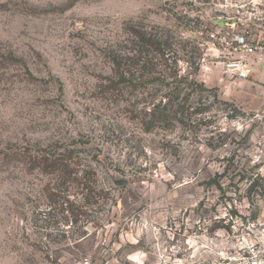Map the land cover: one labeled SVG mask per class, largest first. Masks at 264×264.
Masks as SVG:
<instances>
[{
	"label": "rangeland",
	"instance_id": "1",
	"mask_svg": "<svg viewBox=\"0 0 264 264\" xmlns=\"http://www.w3.org/2000/svg\"><path fill=\"white\" fill-rule=\"evenodd\" d=\"M215 1L0 0V264H141L165 225L264 217V58L244 81L211 55L201 64ZM141 32L168 35L173 71L199 87L139 60L108 93L113 52L138 49ZM173 90L189 97L182 120L147 129L142 112ZM30 146L73 148L71 175L9 154ZM64 199L87 211L78 225Z\"/></svg>",
	"mask_w": 264,
	"mask_h": 264
},
{
	"label": "built area",
	"instance_id": "2",
	"mask_svg": "<svg viewBox=\"0 0 264 264\" xmlns=\"http://www.w3.org/2000/svg\"><path fill=\"white\" fill-rule=\"evenodd\" d=\"M214 12L212 27H205L206 42L200 44L201 64L211 55L230 80H250V56L264 58V0H216ZM226 224L227 230L214 232L200 224L175 230L165 225L164 235L156 230L151 260L141 264H264V217L236 221L231 216ZM78 264L95 263L85 257ZM99 264L114 262L106 258Z\"/></svg>",
	"mask_w": 264,
	"mask_h": 264
},
{
	"label": "trees",
	"instance_id": "3",
	"mask_svg": "<svg viewBox=\"0 0 264 264\" xmlns=\"http://www.w3.org/2000/svg\"><path fill=\"white\" fill-rule=\"evenodd\" d=\"M138 36V35H137ZM140 40H138V49H133L129 54L122 55L121 53H117L114 51L112 56L113 63V71L112 76L108 78V83L106 85V91L113 95H120L123 93V83L127 81H131L130 76L134 75L132 73V68L135 65H139L136 61L143 60V63L140 65V69L152 70V68L158 67L161 65L163 70L166 71L165 74H162L160 71L156 70V74L166 77L173 76V81L176 84H183L185 81H188V77L180 75L178 72L173 71L172 66L170 65V58L168 55L169 49V41L168 35L161 33L159 38L154 37L151 33L141 32L139 34ZM154 47V48H153ZM196 48V47H195ZM193 48V49H195ZM199 56L201 55V48L198 47ZM141 56L140 54H143ZM172 61V60H171ZM173 63V62H172ZM168 70L170 72H168ZM167 75V76H166ZM189 85H197L199 87L200 84L191 80L188 81ZM179 86L176 87V89ZM178 93V94H177ZM182 93V90H173L172 93L167 94L169 97L162 103V100L165 97H162L161 101L158 104H154V107L150 109V111H143L144 114L143 123L146 125L147 129H151L156 127L157 125H165L166 123H170L173 119L184 116L185 107L187 106L188 98L183 99V103L179 102L178 99ZM177 94V95H176ZM166 95V96H167ZM178 104V108L172 110L174 105ZM141 113V112H140ZM192 113H195L192 112ZM12 157L17 158L19 161H24L26 163H30L31 169H39L45 173L53 174L56 176L64 177L70 170L71 163L74 161L75 150L73 148H64V149H49L47 147H16L11 150L9 153ZM69 175L71 173L69 172ZM78 176V173H77ZM74 179V178H73ZM79 179V178H77ZM82 185V192H85L86 189L89 190V185L87 183H80ZM80 187V186H79ZM87 195H89L87 193ZM97 203L91 202L88 198L86 203L82 204V207H85L87 204ZM61 206L66 204V208L62 209V212L67 211V215L63 216L64 223L71 222L72 225H78L81 222L82 214H86L85 210H82V207H77L75 201H71L69 199H64L60 202ZM83 238L85 236V231H81L80 233Z\"/></svg>",
	"mask_w": 264,
	"mask_h": 264
}]
</instances>
